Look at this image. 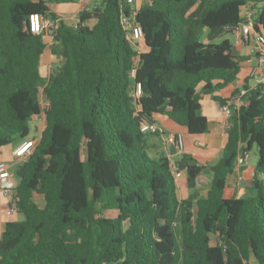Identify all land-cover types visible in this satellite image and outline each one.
Segmentation results:
<instances>
[{
    "label": "trees",
    "instance_id": "trees-1",
    "mask_svg": "<svg viewBox=\"0 0 264 264\" xmlns=\"http://www.w3.org/2000/svg\"><path fill=\"white\" fill-rule=\"evenodd\" d=\"M77 3L0 0V148L28 139L33 120L46 124L16 170L23 220L0 234V264H264L262 89L246 88L242 105L231 107L210 182L206 167L181 157L185 198L170 160L148 156L150 135L141 130L161 115L190 136L208 131L203 97L240 71L232 42L216 41L246 11L264 35V0H142L135 5L140 54L122 24L131 10L125 0H100L75 23L57 18L59 6ZM36 14L58 20L51 46L31 30ZM47 50L57 61L48 78L41 73ZM243 144L258 152L253 194L224 198Z\"/></svg>",
    "mask_w": 264,
    "mask_h": 264
},
{
    "label": "crops",
    "instance_id": "crops-1",
    "mask_svg": "<svg viewBox=\"0 0 264 264\" xmlns=\"http://www.w3.org/2000/svg\"><path fill=\"white\" fill-rule=\"evenodd\" d=\"M98 2H100V0H94L90 5V9ZM140 2H142V0H137V7H139L138 4H140ZM77 4L69 5L71 7L65 4L59 6L55 11L57 18L67 23H75L82 11L81 4L79 2ZM52 32L53 29L51 28L49 32L44 34L45 42H47L49 46H51L52 43ZM230 35V38L224 39H229L232 42V52L240 65V71L235 81L217 90L214 94L203 97L201 102V115L208 120V131L204 135L193 137L188 134L186 128L175 124L165 116L159 115L155 117V123L158 125L159 134L150 135L148 138V151H150L154 159L160 160V158L166 157L170 160L171 165H178L183 155H190L197 161L198 165L206 167L203 174L209 182L212 178L210 167L216 165L220 160L227 140L228 122L225 115L219 110V101L224 100L228 102L234 94L244 91L246 88L253 89L255 85L254 78L251 76V72L258 62L254 50V37L252 36L246 41L241 33L240 26L236 27ZM46 54L45 58L50 60H47L45 65H43L44 63H42L41 60V73L44 77L48 78L50 73L54 70V67L57 66V61L52 57L50 50H47ZM32 123H34V130L36 131V129H38L42 134L46 126L44 118H37L33 120ZM42 124L43 129H41ZM175 135H181L183 138L184 148L182 152L176 150L172 152V148L168 149L164 144L165 138ZM154 136L158 137L156 141L159 143V147L156 142L152 140ZM32 137L34 138V136ZM29 138H31V136ZM21 142V140H18L6 147L0 148V164H5L10 173V178L4 182V186L9 188V192L5 194L0 191V234L4 231L7 223L23 220V216L18 213L17 209H15L12 214H8V211L11 208H15L16 205L14 190L19 184L16 170L24 162V160L15 157L13 153ZM249 152L251 154V150ZM250 162L242 169L244 175V180L242 182L238 181V173L236 171L228 179L226 190L229 193V198H240L253 194L252 181L255 169L249 167ZM179 169L182 172V176L177 179L179 195L181 198H185L191 194V191L187 187V182H180V180L186 176V171L185 169L182 170L181 166ZM14 186L16 187L14 188ZM200 194L204 196L206 192L202 191Z\"/></svg>",
    "mask_w": 264,
    "mask_h": 264
},
{
    "label": "built area",
    "instance_id": "built-area-1",
    "mask_svg": "<svg viewBox=\"0 0 264 264\" xmlns=\"http://www.w3.org/2000/svg\"><path fill=\"white\" fill-rule=\"evenodd\" d=\"M94 0H78V2L82 6V10L90 9V5ZM126 4L131 8L130 14L124 16L122 18V24L124 26L125 31L127 32V39L131 41L134 45H139V41L142 38V31L136 25L135 20L138 15V9L136 8L137 0H125ZM31 22V30L36 34L47 33L49 29H56L57 21H51L49 19H45L41 15H33L30 19ZM240 30L245 40L248 41L250 37H254L255 47L254 50L257 55V65L253 68L251 72V76L254 78L255 85L254 88H261L264 93V35L258 34L255 31V17L251 11H246L244 16V22L240 25ZM138 46V47H139ZM139 54L142 52L140 48H138ZM138 67V63L133 67L131 71V75L134 76L136 69ZM247 90L241 91L237 94H234L230 100L226 104H219V110L225 115L228 128H229V120L231 118L232 106H240L243 103V97L246 95ZM142 94L141 86L137 85L132 91L133 104L136 106L140 96ZM142 132L148 135H157L159 134V128L156 123H144L141 128ZM39 138L26 139L23 140L18 147L14 150V156L26 161L35 151ZM164 144L168 149L175 148L176 151H183V138L181 135H175L165 138ZM246 145H242V149L236 159L235 162V171L238 173V181L242 182L244 180V175L242 173V169L247 166L250 162L251 154L249 151L245 150ZM171 170L174 178L177 180L182 176V172L180 171L178 165H171ZM10 178V173L5 164H0V191L7 194L9 192V188L4 186V182ZM16 209L11 208L8 211V214H12Z\"/></svg>",
    "mask_w": 264,
    "mask_h": 264
},
{
    "label": "rangeland",
    "instance_id": "rangeland-1",
    "mask_svg": "<svg viewBox=\"0 0 264 264\" xmlns=\"http://www.w3.org/2000/svg\"><path fill=\"white\" fill-rule=\"evenodd\" d=\"M141 3L142 2H140V4H138V6H140L141 5ZM97 5H99V4H101V3H96ZM65 5H67V6H69V5H71V4H65ZM78 5V4H77ZM76 5V6H77ZM69 7H71V6H69ZM72 7H74V6H72ZM95 24V20H93V21H91V23H90V25L91 26H93ZM230 34H224L222 37H220L219 39H217V43H220L224 38H230ZM139 44L140 45H142V42L141 41H139ZM138 48H140L141 50H143L142 49V46H139ZM45 55H47L46 53L43 55V57H42V63H44L43 65H45V63H46V61L48 60H50V59H47V58H45ZM47 57V56H46ZM49 58V57H48ZM51 58V57H50ZM41 101H42V103L45 105V103H46V101H45V98L43 97V95L41 96ZM41 129H43V124H42V126H41ZM41 131H38V129H36V131L34 130V123H32L31 122V134H30V136H31V138L33 139V137L32 136H34V138H39L40 137V135H41V133H40ZM31 138H29V139H31ZM152 140L154 141V142H156V144L158 145V147H159V143L156 141V140H158V137H156V136H154V138L152 137ZM147 154H148V156L150 157V158H153V156H152V154L150 153V151H147ZM257 161H258V152H257V149L256 148H253L252 150H251V162H250V165H249V167H252V168H256V165H257ZM180 182L181 183H183V182H186V176H184L181 180H180ZM230 196H229V193L227 192V190L225 191V194H224V198H229ZM242 198H244L243 196H242ZM178 234V233H177ZM178 236H179V234H178ZM252 264H257L255 261H253V263Z\"/></svg>",
    "mask_w": 264,
    "mask_h": 264
},
{
    "label": "water",
    "instance_id": "water-1",
    "mask_svg": "<svg viewBox=\"0 0 264 264\" xmlns=\"http://www.w3.org/2000/svg\"><path fill=\"white\" fill-rule=\"evenodd\" d=\"M96 11H98V9H96ZM96 16H97V15H96ZM172 152H175V148H174V147L172 148ZM181 169L184 170V169H185L184 166H181ZM15 187H16V186H14V188H15Z\"/></svg>",
    "mask_w": 264,
    "mask_h": 264
}]
</instances>
